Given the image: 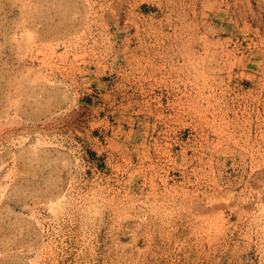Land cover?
I'll list each match as a JSON object with an SVG mask.
<instances>
[{
  "label": "rangeland",
  "instance_id": "obj_1",
  "mask_svg": "<svg viewBox=\"0 0 264 264\" xmlns=\"http://www.w3.org/2000/svg\"><path fill=\"white\" fill-rule=\"evenodd\" d=\"M0 264H264V0H0Z\"/></svg>",
  "mask_w": 264,
  "mask_h": 264
}]
</instances>
